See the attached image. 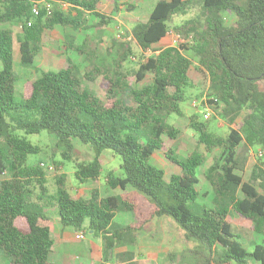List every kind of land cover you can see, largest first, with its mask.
Instances as JSON below:
<instances>
[{"label": "trees", "instance_id": "obj_1", "mask_svg": "<svg viewBox=\"0 0 264 264\" xmlns=\"http://www.w3.org/2000/svg\"><path fill=\"white\" fill-rule=\"evenodd\" d=\"M36 1H48L52 7L47 10L42 6L35 17L32 8ZM112 1L117 5L120 0ZM100 2L0 0V172L7 175L0 181V251L11 264H61L50 259L54 239L45 205L58 209L64 228L80 231L88 222L89 230L102 237L108 253L133 245L143 227L138 222L144 215L139 212L141 194L154 205L149 219L173 218L188 238L203 244L215 264H264V157H257L250 179L245 180L240 171L246 159L238 154L242 143L264 148V0H157L148 20L132 29L137 46L143 52L151 50L166 37L174 16L199 6L202 23L187 20L175 28L185 37L192 35L193 44L163 48L135 70L124 68L134 54L132 46L125 44L119 70L94 65L84 75L89 80L104 77L107 100L84 86L72 60L65 68L42 72L17 100L20 75L14 65L16 40L21 64L30 66L42 51L45 32L56 26L87 30V14L108 23L110 17L99 11ZM225 11L233 13V22H226ZM20 20L31 22L22 36L1 27ZM74 49L84 52L82 46ZM185 50L199 57L208 75L210 104L224 103V113L231 121L244 109L250 112L244 117L242 130L231 129L227 136L210 131L204 121H192L199 134L198 144L181 158L166 147L164 137L175 140L180 132L167 120L171 114L182 113L181 102L191 84L193 61ZM149 74L152 79L146 83ZM43 131L56 135L58 145L66 147L62 153L66 160H72L73 139L91 146L94 158L75 162V177L80 183L99 179L105 150L119 154L123 176H109L108 183L123 192L102 197L94 189L90 198L76 197L69 191L67 175L57 174L56 189L51 193L45 168L40 163L27 164L29 155L41 148L26 135ZM200 146L207 152L220 149V154L206 172L214 191L212 206L196 213L191 205L200 194L198 169L206 162ZM158 152L177 167L168 180L165 170L152 162ZM129 186L133 190H127ZM232 210L253 222L252 250L234 230L229 220ZM123 211L137 215L136 223H116L117 214ZM19 218L25 219L26 228L17 224ZM130 258L126 264H132Z\"/></svg>", "mask_w": 264, "mask_h": 264}, {"label": "rangeland", "instance_id": "obj_2", "mask_svg": "<svg viewBox=\"0 0 264 264\" xmlns=\"http://www.w3.org/2000/svg\"><path fill=\"white\" fill-rule=\"evenodd\" d=\"M156 2L157 0H120L115 5L112 0H101L99 11L110 17L108 23L103 24L96 16L87 14L89 24L87 30H73L56 26L55 29L45 32L42 36V51L30 66L21 64L19 43L16 40L14 65L20 75V80L16 86V99L18 100L21 94L28 90L31 82L40 77L42 72L48 70L57 71L65 68L68 66L69 60H72L83 79L84 86L102 99L107 100L104 77L98 76L96 80H89L84 77L86 71L93 68L94 65L110 69V71L119 70V56L125 44H130L134 50V54L130 55L125 62V70H135L138 68L139 63L146 60L149 56L157 54L163 48L173 46L171 39L167 37L162 39L160 43L155 44L151 50L143 52L133 40V27L139 22L148 20ZM128 4L135 7L130 9ZM224 17L228 23L234 21V16L231 12L225 11ZM187 20L203 22L199 6H193L186 14L174 16L170 23V28L177 32L175 28ZM26 26L29 25L25 20L1 25V27L11 28L16 37L22 36ZM181 36L184 40L182 43H194L192 35L188 37ZM75 46H82L84 52L77 51L74 49ZM185 52L193 61L190 70L191 84L186 88L185 99L181 102L182 113L180 115L171 114L167 120L170 124L177 126L180 132L175 140L167 136L164 137L166 147L173 148L181 158L194 151L198 144L199 134L192 128V121H204L210 131L219 136H227L231 129L242 130L244 117L250 112L248 109H244L236 117L235 121H231L224 113V103L221 102L215 105L206 102L211 107L213 114L209 119L205 120L202 106L199 105L198 108H195L192 105V101L194 99L202 100L203 97L210 98L208 75L202 69L199 57L192 50H185ZM151 79L152 75L149 74L145 82H150ZM130 81H134L133 77H130ZM204 104L205 102H203ZM19 134L25 135L23 132H19ZM26 137L30 142L39 145L41 148L39 153L29 155L27 164H39L41 161L46 163L47 166L44 168L47 171V186L51 193L56 189L55 178L57 174L67 175L70 193L80 198H90L94 189H98L102 197L123 192L120 188H112L108 183L109 176H123V171L120 167L122 158L112 150H105L102 154L103 168L99 179L96 182L82 184L75 177V162L92 160L95 152L91 146L84 144L79 139H73V148L70 150L72 160H66L62 156V153L66 151V147L58 145V137L56 135L43 131L39 134L26 135ZM200 148L206 155V162L198 169L200 183L197 185V189L200 194L197 201L191 205L196 213H201L204 206H212L214 191L206 178V172L220 154V149L207 152L203 146H200ZM260 148L262 147L259 145L249 147L244 143L238 148L240 157L246 159L243 171H240L245 180L250 179V174L257 161L256 153H258ZM152 162L157 167L165 170L167 180L174 172L178 171L177 167L170 163L162 152L156 153L152 158ZM6 177L7 175H0V180ZM127 190H133V188L129 186ZM138 198L140 199L139 212H143L144 215H141L140 221H138L143 224V227L136 235L135 244L119 247L108 253L104 249L102 237L90 231L88 222H86L83 228L86 232L85 239L76 241L70 238L71 240H68L69 243L67 245L69 248L65 249H69L72 254L80 253L84 255L85 252L82 246L92 239L99 256L98 264H126L129 261V256H131L130 262L132 264H215L210 259L203 244L196 239L188 238L184 230L173 218L163 216L149 219L148 214L154 209V205L141 194H138ZM46 211L55 223H53L54 230L52 233L55 236V245L50 259L57 262L60 259L58 258L60 229L56 226L71 230L73 235L78 229L64 228L59 221V213L55 206H46ZM229 220L234 230L242 237L247 249L252 250V244L255 239L252 230L253 222L240 216L234 210L230 212ZM136 221L137 215L126 211L119 212L115 219V222L120 225L135 224ZM24 222V218H19L17 224L19 226L26 225ZM0 264H11L9 258L1 251Z\"/></svg>", "mask_w": 264, "mask_h": 264}, {"label": "crops", "instance_id": "obj_3", "mask_svg": "<svg viewBox=\"0 0 264 264\" xmlns=\"http://www.w3.org/2000/svg\"><path fill=\"white\" fill-rule=\"evenodd\" d=\"M167 37L168 36H166L165 38H167ZM160 42H158V43H160ZM0 175H6V174L5 173H2V174L0 173ZM2 179H4V178H2ZM86 183H88V182H86ZM86 183H82V184H86ZM67 185H68V183H67ZM46 206H48V205L43 206L44 213L47 214L51 218L50 214L46 211ZM56 210L58 211L57 208H56ZM18 220H17V223H18ZM53 223L54 222H53V220L51 218V234L53 233V230H54L53 229ZM24 224H26V221L24 222ZM21 227L26 228L27 224L26 225H22ZM56 227L58 229H60V236H59V244H60V248L59 249L60 250L58 251L59 252L58 253V258H60V259L57 261V263H61V264H98L99 256H98L97 250L94 247L95 245H94V242H93L92 239L88 240L87 243L83 244L82 249L85 252L84 255H81L80 253L72 254L69 251V249H65V248H69L67 246L68 243H69L68 240L75 239L76 241H81V240H78L75 237V234L77 233V231H75V233L73 235V232L71 230H69V229H63L61 227L59 228L58 225ZM52 238L54 239V245H55V236L52 235ZM53 252H54V247H53ZM53 252H52V254H53Z\"/></svg>", "mask_w": 264, "mask_h": 264}, {"label": "built area", "instance_id": "obj_4", "mask_svg": "<svg viewBox=\"0 0 264 264\" xmlns=\"http://www.w3.org/2000/svg\"><path fill=\"white\" fill-rule=\"evenodd\" d=\"M42 6H45L47 10H50L51 9V4L48 2V1H43V2H40V1H36L33 5V8H32V14L33 16H38L40 14V10H41V7ZM64 8H67L68 5L67 4H64L63 5ZM28 25H31V22H28ZM168 37H170L171 39V42H172V45L173 46H178L180 44H182V42H184V40L182 39V36L180 33L176 32L175 30H173L172 28H170L167 32V35ZM216 101V99H214ZM203 102H205V104L203 105ZM208 102V97H203V99H194L192 101V105L195 107V108H198L199 105L202 106V112H203V118L205 120L209 119L212 114H213V111L211 109V107L206 103ZM257 157H264V148H260V150L258 151V153H256ZM41 166L43 167H46V163L44 162H40ZM85 231L84 230H80L78 231L76 234H75V237L78 239V240H83L85 238Z\"/></svg>", "mask_w": 264, "mask_h": 264}]
</instances>
